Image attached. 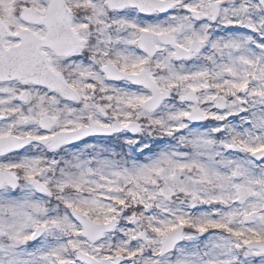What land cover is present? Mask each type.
Instances as JSON below:
<instances>
[{"label":"snow or ice","instance_id":"6c2138e0","mask_svg":"<svg viewBox=\"0 0 264 264\" xmlns=\"http://www.w3.org/2000/svg\"><path fill=\"white\" fill-rule=\"evenodd\" d=\"M0 264H264V0H0Z\"/></svg>","mask_w":264,"mask_h":264}]
</instances>
